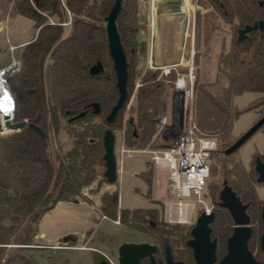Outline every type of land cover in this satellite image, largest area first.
<instances>
[{
	"label": "trees",
	"instance_id": "obj_1",
	"mask_svg": "<svg viewBox=\"0 0 264 264\" xmlns=\"http://www.w3.org/2000/svg\"><path fill=\"white\" fill-rule=\"evenodd\" d=\"M113 3L114 0H13L14 13L32 19L37 30L35 38L20 51L19 71L8 78L16 103L14 118L26 121L27 125L35 123L46 136L41 138L27 125L6 133L0 124V223H8L0 229V264H33L31 256H26L24 251L33 245L31 242L36 235L34 223L59 201H75L82 195V189L94 179V167L100 163L103 154L100 135L118 123L125 108L119 111L112 124L105 123L104 117L118 98L104 24ZM198 3L209 7L213 0H198ZM232 4L237 14L247 12L256 16L264 12L254 1L248 5L247 0H232ZM137 12V0H122L116 18L128 63L127 92L137 64V53L142 50L135 42L139 28ZM69 15L71 24L66 31L63 23L68 21ZM52 17L54 21H50ZM3 53L4 49L0 47V56ZM98 61L103 65V72L89 75V68ZM217 67L223 81H219L221 84L214 93L205 89V83L200 85L197 79L194 82L193 115L200 131L207 135L208 132L222 133L225 142L234 118L241 113L231 105V97L244 92L264 94V32L248 33L242 41L238 40L235 32L229 55H220ZM186 70V67L179 68L180 72ZM139 74L141 85L137 93L136 123L129 119L128 126L132 128L131 145L143 148L158 131L156 118L162 107L165 80L171 87L175 72L164 76L160 75L159 68H147ZM94 102L99 104V115L90 112L89 105ZM254 105L245 110L252 109ZM84 111L86 115L81 119L68 121ZM94 117L101 118L102 123L92 130L86 128L75 133L69 150L62 154L50 152L49 134H58L63 126L62 120L70 125ZM88 133L91 135L89 139L86 138ZM124 144L129 145L127 141ZM226 145L224 143V150L228 147ZM164 146H167L165 141L159 148ZM223 151L214 149L209 159L214 152L224 158L233 155H224ZM236 162L240 173H244L240 162ZM210 168L209 164V173ZM226 173L230 172L226 170ZM247 173L248 176L238 179H223L243 202H251L250 216L253 218L254 213L260 211L258 205L261 201L254 191L256 175L253 169ZM230 175L235 177L232 173ZM209 187L208 182L207 189ZM99 209L105 217L114 216L116 219L119 216L122 221L128 220L129 211L118 207L117 191L104 194ZM155 211L152 208L134 209L130 215L153 216ZM213 212L216 217L223 214L221 210ZM258 220L261 234L264 228L260 216ZM23 223L25 226L21 228ZM215 224L216 219L212 226ZM218 233L224 241L230 229H221ZM253 239L252 234L250 241ZM7 246L11 251L4 259ZM256 258L264 264V253L261 252V258Z\"/></svg>",
	"mask_w": 264,
	"mask_h": 264
},
{
	"label": "rangeland",
	"instance_id": "obj_2",
	"mask_svg": "<svg viewBox=\"0 0 264 264\" xmlns=\"http://www.w3.org/2000/svg\"><path fill=\"white\" fill-rule=\"evenodd\" d=\"M150 1L137 0V24L138 26L140 25L139 20L142 18V14H144L146 17V27L148 28L145 31L146 36H144V40L142 41L144 45L146 40V55L149 54L150 49L154 51L156 41L163 37L167 41L171 40L174 45L175 43H179V47L172 48V53H166L163 48L157 49L158 59L153 58L152 63L160 65L167 61L174 62L172 65L178 69L187 67L193 61L197 83L200 85L201 83H205V89L214 93V90L221 84L219 81H223L221 80V74L217 67L220 55H229L231 42L235 39V32L227 30V26L215 16L211 7L201 6L198 0H152L154 3L152 15L150 11L152 9L148 10V7H151ZM153 3L151 4V8H153ZM1 6L4 8V13L2 16L0 15V32L3 34L4 38H2L6 43L8 35L5 32L7 29L4 20L9 17L10 12H13V0H0ZM68 17V21L63 23L66 31L71 24V16L69 15ZM50 21H54V18L52 17ZM7 26L9 27V23ZM33 31H29L27 40L33 37ZM1 44H3L2 40L0 41V46L4 49V52H7L8 57L7 59H2L3 54L0 56V69L8 66L13 60H20L17 59L19 56L18 48L11 49L8 44ZM141 46H138L139 49ZM139 54L138 52V58L140 56ZM140 65L142 66L143 62ZM148 65H150V62ZM138 68L136 69L135 64L128 89V101L119 117L118 123L111 129L115 136L114 152L116 155L117 180L114 184L106 182L103 177V161L100 159V163L94 167V179L88 186L82 189V195L77 200L59 201L51 210L40 215L34 223L36 235L31 242L33 245H31L30 249L24 251L26 256H31L33 264H97V256L95 253L108 254L120 241H130L139 238V234L137 232L135 233L129 225L125 223H114V216L103 217V213L99 207L101 197L104 194L117 191L119 208L129 211L127 221L132 220V214L130 215V213L134 209L155 208L156 211L153 216L161 218L164 216L163 203L173 201L174 197L168 192L169 173L163 169H155L149 160L151 156L149 153L134 152L131 156H124L122 158L119 156V147L122 142L126 143L127 141L129 145L133 143V139L130 137L132 128L128 126V121L129 119H133V123H136L135 109L137 93L141 85ZM166 81L165 83L168 84V81ZM167 84L164 95L162 96V107L156 118L158 125L159 116L163 113H167L168 122L172 118V87ZM254 103L255 105L252 109L245 110ZM231 105L236 110H240L241 113L234 118L226 141L224 142L222 133L208 132V136L214 138L216 141V150L223 151L224 143L229 147L264 114V94L244 92L234 95L231 97ZM188 109L194 121L193 101L189 103ZM101 123L102 120L99 117L70 125L65 120H62L61 124L63 126L60 128L58 134L56 136L53 132L49 134L50 152L52 154L55 151L61 154L66 152L72 147L73 135L75 133L84 131L86 128L92 130ZM175 132L176 130L170 133L169 136L168 134L165 135L170 137ZM89 135L88 133V137L86 136V138L89 139L91 136ZM102 136L103 132L99 138L101 141ZM163 142L164 140L160 135L159 126L156 135H154L145 147L138 148L136 145H124L135 150L141 149L151 152L158 150ZM261 153H264V126L252 134L229 158H224L221 154H216V152L212 153L209 159L211 173L207 179L210 187L207 189L208 193L205 195L207 200L205 199L204 203L206 207L212 211L214 202L218 199V192L221 189L224 177L238 179L243 177V175L248 176L247 171L249 172L253 167V162H251L252 158ZM236 161L240 162L246 172L240 173ZM226 170L235 175V177L230 175V173H226ZM255 191L258 198L264 200V184H256ZM185 201L194 205L192 211L190 209L185 215L188 218L198 217L205 207L203 204H198L196 199L192 197ZM261 206H264V201L259 203L258 207ZM259 215L260 211L257 210L252 218L254 222V239L253 242L250 241L249 248H251L250 250L256 257L261 258L259 247L261 234L258 227ZM136 216H141V214ZM25 223L21 225V228L25 226ZM7 224L0 223V229ZM67 235H72L75 241L68 243L59 242L62 237ZM8 247L4 251V259L10 254L11 250ZM113 263L117 264L115 258H113Z\"/></svg>",
	"mask_w": 264,
	"mask_h": 264
},
{
	"label": "water",
	"instance_id": "obj_3",
	"mask_svg": "<svg viewBox=\"0 0 264 264\" xmlns=\"http://www.w3.org/2000/svg\"><path fill=\"white\" fill-rule=\"evenodd\" d=\"M122 0H114V3L104 18L105 31L108 42V51L110 59L112 60L113 70L116 77L115 86L118 91V98L116 103L111 107L108 114L104 117V121L107 125L112 124L119 111L123 109L128 101L127 92V78H128V63L126 59V53L120 42L119 34L116 27V18L121 10ZM264 31V22H259L253 26H247L243 30L238 31V40L245 39L246 34L254 31ZM16 64V68L10 78L20 69V62L13 60L8 66L0 69V74L4 73L8 68ZM103 72V65L98 61L89 68V75L95 76ZM7 78V79H8ZM5 86L12 99V109L5 118L1 119L0 124L3 132L10 133L17 131L27 125L26 121H18L14 118V96L10 90L8 80L5 81ZM92 114L99 115V104L94 102L89 105ZM86 115V112L78 113L77 115L68 119L69 122L81 119ZM34 132L38 133L41 138L46 136L45 132L39 128L35 123H29L27 125ZM264 126V115L254 123L245 133H243L236 141H234L229 147H227L223 153L224 155L233 154L238 148L258 129ZM91 141V140H90ZM115 136L111 129L104 130L102 136L103 155L101 157L104 166L103 177L107 183H115L116 176V160L114 153ZM255 171L258 174L256 179L257 183H264V162L260 159L255 160ZM218 205L226 209L233 219L234 227L232 234L228 237L226 242L227 251L226 254L216 262L215 256V241L209 240V224L214 219V213L210 214L201 211L196 218L195 226L191 231L192 239L187 242V246L192 249L193 257L196 264H260L252 252L248 248V240L251 236V229L249 225V218L246 214V208L248 204L243 205L239 198L236 197L232 189L223 182V188L219 192ZM262 225H264V208L260 213ZM75 239L72 235L62 237L59 242L68 243L74 242ZM260 250L264 253V233L260 236L259 241ZM154 250V246L148 243H131L122 242L117 248V263L118 264H138V260L150 256ZM166 257L168 264L171 262L170 252L166 248ZM150 258H152L150 256Z\"/></svg>",
	"mask_w": 264,
	"mask_h": 264
},
{
	"label": "built area",
	"instance_id": "obj_4",
	"mask_svg": "<svg viewBox=\"0 0 264 264\" xmlns=\"http://www.w3.org/2000/svg\"><path fill=\"white\" fill-rule=\"evenodd\" d=\"M152 3L153 1L151 0V7ZM151 7H149V10L152 9L150 10L152 15L154 3L153 8ZM186 68L185 72H180L179 68L177 69L173 65L159 68L160 75L167 76L171 71L175 72V79L171 86V121L168 122L167 113H163L158 119L160 135L167 143V146L151 152L128 148L123 142L119 147L120 158L131 156L134 152L149 153L151 155L149 160L154 168L163 169L169 173L168 188L174 199L163 203L164 217L167 221L185 216L180 215V205H189V210L191 209L192 211L194 205L185 201L191 197L195 198L198 204L205 206L203 208L205 213H211V210L204 203L205 199L207 200L205 195L207 193V179L210 175L209 155L216 148V141L200 131L192 120L188 106L193 99V86L196 81L193 61ZM174 130L176 132L173 136L167 137L165 135L168 134L169 136ZM115 223L118 222L116 221Z\"/></svg>",
	"mask_w": 264,
	"mask_h": 264
},
{
	"label": "flooded vegetation",
	"instance_id": "obj_5",
	"mask_svg": "<svg viewBox=\"0 0 264 264\" xmlns=\"http://www.w3.org/2000/svg\"><path fill=\"white\" fill-rule=\"evenodd\" d=\"M253 1H254V4L257 5V7L264 10V0H247L248 5L253 4ZM209 7H211L215 16L218 17V19L221 22H223L225 26H227V30L234 31L237 33V38H238V31L243 30L247 26H253L256 23L264 22V12L256 16H251V14L247 12L243 14H237L232 4V0H213V4L212 5L210 4ZM224 16L226 17L225 19H224ZM238 16L241 17L242 19H240ZM254 31H260V30H254ZM261 32H264V31H261ZM90 112H91V109H90ZM262 115L259 117V119L262 117ZM257 158L260 159L261 162H264V153L258 154L257 156L253 157L251 161L253 162L252 169L256 175L255 176L256 184H264V183H257L256 181L258 174L255 171V165H256L255 160ZM115 160H116V155H115ZM224 181L227 184V181L223 179L221 189L223 188ZM232 191L235 193L233 189ZM254 191H255V186H254ZM219 192H218V197H219ZM255 194H256V191H255ZM236 197L238 196L236 195ZM239 200L243 205L248 204V207L246 208V214L249 218L248 226L251 229V236H252L253 227H252V217L250 216L251 202L250 201L243 202L240 198ZM258 200L261 202L264 201L260 198H258ZM262 208H264V206L260 207V213H261ZM218 210L223 211V214L222 216L216 217L215 212L213 211H218ZM211 212L214 213L213 221L216 219V224L212 226L213 221L209 224V229H210L209 240L210 242L215 241V256H216V262H218L226 254V251H227L226 242H227L228 237L233 232L234 223H233V219L230 216L229 212L226 209L218 205V199L217 201L214 202V206ZM196 218L197 217L188 218L187 216H184V217H176L172 221H167L164 216L160 218L157 216L154 217V216L141 215V216L132 217L131 221L122 222V220L118 216L117 219L114 220V223L116 221L118 222L116 224L125 223L129 225L132 228V230L135 231V233L137 232L139 234L138 236L139 238H137L136 240L123 241V242L148 243L154 246V250L152 254H150L152 258H150V256L141 258L138 260V264H168V260L166 257V248H168L170 252L171 262L173 264H196L194 257H193L192 249L187 246V242L192 239L191 231L193 227L195 226ZM260 220H261V217H260ZM227 228L230 229V233L229 235L226 236V238L223 241V238H221L220 234L218 233V230H221V229L228 230ZM262 228H264V225H262ZM262 233H264V231H262ZM251 236H250V239H251ZM250 239L248 240V248H249ZM259 241H260V238H259ZM121 243L122 242L120 241L117 244V246L115 248H112L110 253L108 254L95 253L97 256V264H114L113 258H115L117 262V248ZM254 258L261 264V261L259 259H257L255 256Z\"/></svg>",
	"mask_w": 264,
	"mask_h": 264
},
{
	"label": "crops",
	"instance_id": "obj_6",
	"mask_svg": "<svg viewBox=\"0 0 264 264\" xmlns=\"http://www.w3.org/2000/svg\"><path fill=\"white\" fill-rule=\"evenodd\" d=\"M149 5V3H148ZM0 7V15L2 16L4 13V8ZM149 10V7H148ZM148 13V11H147ZM1 23V21H0ZM4 23H6V34L8 35L6 43L5 40H3V34L0 32V41H3V44L1 45H5L8 44L10 46V48L16 49L18 48L19 50V54L20 51L22 49V47H24L26 44H28L29 42H31L37 33V30L34 28V21L30 18L27 17H23V16H19L16 15L13 12H10L9 17H7L4 20ZM9 23V27L7 26ZM139 28L137 30L136 33V44L137 46H141L142 50L139 52L140 56L139 58L137 57V64H136V69L138 68L139 73L143 72L145 69L147 68H160V67H165V66H170L172 64H174V62H163L160 65H156L154 63H152V59H158V52L157 49L159 48H163L165 50L166 53H172L173 51V47H179V43L174 45V43L171 40H168L169 42H171V44H169V42L167 40H165L166 38L163 37L160 40H157L154 46V51H152L150 49V52L148 55H146V50H147V45H146V40L144 42V45L142 44V41L144 40V36L145 35V31L148 29L146 27V17L144 16V14H142V18L139 20ZM34 30V31H33ZM153 30V29H152ZM151 30V31H152ZM29 31H33V37L30 38L29 40H27V37L29 36ZM165 31V30H164ZM3 37V38H2ZM1 47V46H0ZM3 58L2 59H7L8 55L7 52L5 51L3 53ZM19 58V56L17 57V59ZM143 58V61H142ZM178 59V57H177ZM143 62V65L141 66L140 63ZM150 62V65H148V63ZM169 192V190H168ZM118 207H119V201H118ZM50 246V245H47ZM83 249V247H81Z\"/></svg>",
	"mask_w": 264,
	"mask_h": 264
},
{
	"label": "bare ground",
	"instance_id": "obj_7",
	"mask_svg": "<svg viewBox=\"0 0 264 264\" xmlns=\"http://www.w3.org/2000/svg\"><path fill=\"white\" fill-rule=\"evenodd\" d=\"M15 68H16V64L8 68L4 73L0 74V109H3V110H0L1 119L5 118L6 115H8L12 109L13 103H12L11 96L6 89L5 81L7 80L8 76L12 74ZM188 211H189V205L179 206V212L181 216L186 215Z\"/></svg>",
	"mask_w": 264,
	"mask_h": 264
},
{
	"label": "snow or ice",
	"instance_id": "obj_8",
	"mask_svg": "<svg viewBox=\"0 0 264 264\" xmlns=\"http://www.w3.org/2000/svg\"><path fill=\"white\" fill-rule=\"evenodd\" d=\"M0 110H3V109H0Z\"/></svg>",
	"mask_w": 264,
	"mask_h": 264
}]
</instances>
